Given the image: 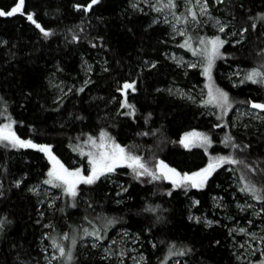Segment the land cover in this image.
I'll return each instance as SVG.
<instances>
[{"label":"trees","instance_id":"1","mask_svg":"<svg viewBox=\"0 0 264 264\" xmlns=\"http://www.w3.org/2000/svg\"><path fill=\"white\" fill-rule=\"evenodd\" d=\"M128 1L100 0L89 13H84L73 8L74 0H25L26 10L35 9L36 18L44 26L54 29L48 38H44L23 14L0 16V39L7 42L0 44V96L9 102V110L17 121L14 125L17 133L22 137L31 136L37 142L53 144L54 151L69 167L87 163L86 157L72 151L69 141L75 144L77 135L96 134L100 128H107L125 144L152 145V151H159L163 158L181 169L199 167L207 160L203 149L195 146L186 149L178 142H172L179 140L180 133L192 128L210 132L217 142L225 131H231L238 141L250 145V149L239 153L241 156L248 160L264 156V129L259 124L247 127L222 125L213 129L212 125L219 122L215 116L203 112L200 105L166 91L171 85L202 87L204 78L200 77L198 69H188L190 74H186L165 56L171 48H182L179 43L182 38L171 37L163 24L149 23L151 10H132ZM12 2L14 0H0V7L7 9ZM75 2L86 3L87 0ZM210 3L212 11L231 26L238 28L245 22L248 24L243 41L233 45L228 42L223 46L222 50L232 55L218 58L213 70L216 83L228 90L241 105L247 106L244 102L249 97L264 99V87L252 82L233 87L219 72L232 65L247 68L258 59L256 50L264 48V20H257V27L253 29L248 17L264 12V0H223L220 4L210 0ZM81 20L83 25L79 23ZM70 27L74 30L83 27V38L71 40L67 33ZM89 41H95V46ZM144 58L155 59L158 64L151 69L143 68L138 76ZM82 61H87V67L91 66V73L83 69ZM86 76L91 83L85 85L83 91L68 92L69 88L79 87ZM125 78L138 80V92H129V99L138 108L135 118L122 114L128 111L126 108L117 112L122 98L116 90L117 83ZM54 79L67 84L61 89L66 95L59 107L54 99L59 95L52 86ZM113 97L117 99L113 100ZM232 109L225 116L226 120L232 121ZM148 112L153 113L150 127L158 131L151 136H137V132L148 130L144 120ZM225 150L219 143L209 147L213 153ZM74 160L78 163L74 164ZM225 166L229 170H216L204 189H189L187 194L177 189L171 197L160 191L170 187V182L140 183L132 178L126 166H118L117 172L113 173L114 180L80 186L82 190L75 206L70 198L60 195L57 207L43 217L51 218L48 238L55 235L67 244L70 241L64 240L63 231L67 230L71 235L72 225L77 226L76 231L82 230L85 215L95 218L99 213H106L123 219L108 228L102 242L119 229L132 235L139 233L137 243L145 256L143 264H159L168 241L191 245L193 252L169 257L165 264H243L237 261V252L233 251V233L229 232L233 220L220 218L218 223L206 226L188 216L192 208L199 214L217 219L213 215L216 210L212 204L213 195H223L227 201L233 191L236 196H248L239 190V172L234 174L232 171L237 166ZM47 167L46 157L37 149H12L0 145V184L3 185L0 191L4 193L0 196V216L6 218L0 229V264H25L24 261L45 264L40 260L38 247L46 228L38 222L41 208L27 187L32 182L42 181ZM238 167L243 168V165ZM18 178L22 181L20 185L14 183ZM253 178L257 183L262 182L259 175ZM121 182L126 192L119 191ZM193 196L199 204H191L189 198ZM146 200L161 205L158 213L162 220L157 221L156 214L140 211ZM87 201L93 202L92 208L88 207ZM232 210L234 214L235 209L231 208V213ZM149 226L151 232H145ZM82 238L78 237L73 247L74 261L67 264H117L88 245L80 246ZM152 241L156 242V247Z\"/></svg>","mask_w":264,"mask_h":264},{"label":"snow or ice","instance_id":"2","mask_svg":"<svg viewBox=\"0 0 264 264\" xmlns=\"http://www.w3.org/2000/svg\"><path fill=\"white\" fill-rule=\"evenodd\" d=\"M216 4H220L223 0H214ZM100 0H87L86 3L75 2L73 8L82 10L84 13H89L94 5H98ZM130 7L139 10L141 12L151 10L157 13L151 20L152 24L164 23L170 25V32L173 38L179 36L182 39L179 40L180 46L191 52L192 58L186 59L185 57H177L176 54L169 56V59H173L175 63L185 67L186 70H199L200 77H203V85L199 93L192 90L180 89L179 86L174 88L170 87L169 92L174 95H179L182 99H186L194 104L203 106L205 111L210 115H213L219 121L212 125L213 129H219L222 125L225 127H236L235 118L233 121L225 119V116L229 113V110L233 108L237 103L231 96V93L225 88L216 83V79L213 75V70L216 66L218 58H224L231 56L232 53L223 51V46L228 43L226 39L221 35L225 33V30L230 27V22L223 20L220 16H214L212 13V4L210 0H183L182 6L179 0H129ZM146 6V7H145ZM242 7V5H241ZM14 14H23L25 18L39 30V33L48 38L53 34L54 29L44 26L39 19H37V13L35 9H27L25 0H14L11 6L7 9L0 7V16H13ZM251 21V27L255 29L257 27V20H264V12H257L254 17H248ZM80 25H83L81 20ZM206 25H211L215 29L213 34H208L204 31ZM248 31V24L245 22L243 26L238 28L232 27L229 36L235 34L239 36V40L232 39L230 43L237 44L246 38ZM67 33L70 34V38L73 41H78L83 38L84 28L70 27L67 29ZM102 40V38H97ZM95 46V41H89ZM7 42L0 39V44H6ZM107 47V45H104ZM258 59L256 62L247 67L242 68L240 65L235 66V71L229 73V79L233 87L245 84L246 82H252L253 84L264 87V48H258L256 50ZM167 55V53H165ZM83 64H87V61H82ZM106 63V62H105ZM158 64L155 59L149 60L144 58L141 64V68L138 70L139 76L143 68H154ZM92 68L88 66L86 72L91 73ZM186 74H190L187 73ZM91 80L85 78L79 87L69 88L68 92H81L84 90V86L90 84ZM117 92L122 94V98L119 100L120 107L117 108V112L121 109H128L126 113H122L126 116L135 118V113L138 111L137 104L129 99V92H138V80L136 78H125L117 83ZM66 93L55 96V102L57 107L64 103V96ZM116 100L117 97H113ZM246 105H250L246 112H241L240 116H251L255 119L264 120V99H254L249 97L244 102ZM257 110V111H253ZM71 115V114H70ZM153 113L148 112L144 116L145 126L148 130H141L136 133L137 136H151L158 131V129L151 128L149 121ZM15 120L12 112L9 110V102L0 96V145L5 148L19 149V148H32L37 149L43 153L46 157L49 166L45 169V175L42 177V181L30 186V191L37 192L41 186V183L51 185L57 189V196L63 195L70 198L75 206L76 198L81 192L82 185H95L102 178H108L111 174L117 172L118 166H126L130 172L129 174L133 179L140 183L168 181L170 187H163L161 192L166 193L169 197L173 195V191L182 189L187 194L189 189H204L209 182V178L213 176V173L217 169L222 170V166L230 164L237 166L232 168L233 173L239 172V179L237 181L239 190L246 193L253 201H259L264 204V156L254 157L251 160L246 159L239 153L250 149V145L238 141L234 137L231 131H225L222 135V139L218 142L214 141L212 134L208 131H201L196 128L184 131L179 134L178 141H172L173 143H179L186 149H192L194 146L203 149V152L207 156L206 162H202L201 166L193 167L192 169H181L175 166L173 163L167 161L162 157L159 151H152V145L141 146L135 142H129L127 144L122 143L115 135H113L107 128H100L96 134L92 132L82 133L75 137L77 141L75 144L69 141V147L73 152H78L81 157H86V164H78L74 167H69L56 151L54 146L48 142H37L31 136L22 137L17 133L14 125ZM20 123H23L22 121ZM32 128V126H29ZM247 127V125H245ZM34 130V129H33ZM215 143L224 145L226 150L213 153L209 151V147ZM243 165V168L238 167ZM27 175V173H24ZM259 175L262 178V182L257 183L253 178ZM21 179H15L16 185L21 184ZM3 185L0 184V188ZM120 192H126L127 189L123 186V182L119 187ZM3 191H0V196H3ZM235 195V194H234ZM87 200V197H85ZM47 203L51 206L54 204L53 199H49ZM122 203V201H117ZM200 201L193 196L191 204H199ZM214 203L220 204L221 207H225L220 198H214ZM88 207H93L92 201H87ZM237 207L241 211H246L248 208H254L252 204H237ZM161 208L160 204H152L149 200L145 201V206L140 211L150 212L155 215V219L160 221L163 217L158 213V209ZM63 211V209H61ZM43 215V213H41ZM252 215L259 216L264 219V207L259 208L258 211H253ZM118 219L123 217L109 216L106 213H99L95 218L85 215L82 218L83 227L82 230L76 231L77 226L72 225L71 235L67 230L61 233L64 240L70 242L65 244L57 236L51 235V248L54 251L48 253L45 249V264H56L57 261L60 264H67L69 261H74L73 247L77 243L78 237H92V246L99 247L98 241L105 240L107 230L109 227L117 223ZM189 219H193L190 214ZM195 219L199 221L200 216H196ZM206 224L218 223L204 218ZM231 219V218H230ZM6 218L0 216V229L4 227ZM247 224H253V220L249 219ZM91 225V227L89 226ZM151 226L145 228L144 231L150 233ZM239 231L240 233H246L249 237L244 245H247V249L243 254L237 255V260L243 262V264H264V229H256L255 231H249L247 226L236 228L235 224L233 229L229 232ZM45 236H49V233H44ZM125 237L132 240L133 243L140 239V234H135V239L129 235L127 231L123 232V236L120 238L123 240ZM235 239V237H233ZM113 247H115V241H109ZM216 243H219L218 241ZM153 247H156V242L152 241ZM243 245H236L233 251L236 252L239 247ZM175 249V251H173ZM104 251L109 255H116L119 258H123L127 255L123 249L119 252H112L109 248H105ZM193 252L191 245L181 244L177 241H168L167 249L164 253V258L159 261V264H165V261L169 257L185 256ZM259 253V259H256L253 254ZM139 260H135L134 264H143L145 259L144 253H139ZM179 264V262H177Z\"/></svg>","mask_w":264,"mask_h":264},{"label":"rangeland","instance_id":"3","mask_svg":"<svg viewBox=\"0 0 264 264\" xmlns=\"http://www.w3.org/2000/svg\"><path fill=\"white\" fill-rule=\"evenodd\" d=\"M212 1L214 2V0H212ZM137 2H140V0H137ZM153 2H155V0H153ZM179 3L182 6L183 0H179ZM128 5L130 7L129 1H128ZM132 10H135V9L132 8ZM136 11H139V10H136ZM212 13H213L214 16H217L213 11H212ZM155 15H157V13L151 11L149 23H151V20L153 19V17ZM160 24L165 25L167 27L169 35L171 37H173L171 32H170V25L164 24V23H160ZM232 27H234V26L230 25V27L225 30V33L221 34L226 39V41H229V43H230V41L232 39L239 40V36H237L235 34H233L231 36L228 35V33L231 32ZM204 31H206L208 34H213L215 29H213L211 25H206L205 28H204ZM177 37H179V36H177ZM177 37H175V38H177ZM180 38H182V37H180ZM230 44H232V43H230ZM166 53H167V55H165V56L168 59H169V56H171L173 54H176V56L178 58L181 57V56L185 57L186 59L192 58L191 52L188 51L187 49H184V48H175V49L171 48V49L167 50ZM169 60L172 61L173 64L176 65L177 67L181 68L184 72L187 71L185 69V67H182L181 65H178L177 63H175V61L173 59H169ZM224 64H226V62H224ZM235 66L236 65H232L230 67H226L225 69H221L219 72H220V75L222 76V79H224V80L228 81L229 83H231V80L229 79V73L235 71ZM86 67H87V64H84L83 65V69L86 70ZM52 86L55 87L57 93L60 94L61 89L63 87H66L67 84L65 82L59 81L57 79H54L52 81ZM175 86H177V85L169 86L166 89V91L168 93L174 95L173 93L169 92L168 89L170 87L174 88ZM179 88L180 89H184L186 91L187 90H192L193 88H195V91L197 93H199V91H200V89L202 87L200 85H194L193 87H190V88H184V87H181V86H179ZM175 96L180 97L179 95H175ZM234 105L235 106L233 107L231 114H232V121L235 118L236 126H245V125L249 126L251 124H259L261 126V128L264 129V120L255 119V118H253L251 116H247V115L240 116L241 112H246L249 108H251L250 105L245 106V105H241L240 103H236ZM201 107H202L203 112L208 113L207 111H205L203 106H201ZM253 111L255 112L257 110H253ZM260 111L264 112V110H260ZM73 163L77 164L78 162L76 160H74ZM77 165H75V166H77ZM48 166H49V164H48ZM222 168L224 169V171L229 170V168L227 166H225V165H223ZM101 180H103V181L111 180L112 181V180H114L113 174H111L110 177L102 178ZM38 182H41V181H35V182L30 183L28 185V187H27V190L36 197L37 202L39 204V207L41 208L40 209V213H39L38 222L43 223V225H42L43 229L46 228V229H44L45 231H43L42 234H41L40 244H39V247H38V250L40 252V260L43 263H45V256H46L45 249L48 250V253L54 251V249L51 248V239L48 238V236L44 235V233H46V232L49 233V231H47V228L49 227V225L51 223V218L48 217V219H45V218L43 219V217L45 216L46 212L54 210L55 207H57V203H58V201H59L61 196H57V189L53 188L51 185H47V184H43V183H41V186H40V188L38 189L37 192L30 191L29 190L30 186H33V185L37 184ZM234 193L235 192L233 191V193L230 196V200L229 201L225 200L223 195H213L212 196V198H211L212 199V204H213L214 208H216V210L213 213V215H216V217H218L217 219L214 218V216H207L206 214H202V213L199 214V213L193 211L192 208H190L189 215L191 214L193 216V220L194 221H197L195 219L196 216H200L201 219L198 222H202L206 226H209V225H212V224H215V223L206 224V221L204 219L205 217L207 219H210V220H213V221H218V220L220 221V218H222V219L224 218L225 220H229V221L233 220L236 228H239V227H242V226H247L249 231H255L258 228L259 229H264V222L262 221L261 217L252 215L253 211H258L259 208L264 207V204L254 202L249 196H245V195L236 196V195H234ZM214 198H220L222 200V203L225 205V207H221L220 204L214 203ZM49 199H53L54 200V204L51 205V206L47 203V201ZM191 199H192V197L189 198V200H191ZM238 203H240V204H252L255 207L254 208H248V209H246V211H241L237 207ZM231 208L235 209L234 214H233V210H232V213L230 212ZM41 213H43V215H41ZM249 219L253 220V224H251V225L247 224ZM233 226L231 227V229H233ZM124 231H127V230L119 229V230L113 231L110 235L107 236V240H106L105 243H103L102 241H98L99 247H93L92 246V240L94 239L92 237H83L82 240H80L79 245L80 246L88 245V246L91 247V249L96 250L99 255H101L103 257H106L108 259H112L117 264H122V263L134 264L135 260H139L140 259L139 253H141V251L139 250V245H138L137 241L135 243H133V241L128 239L127 237H125L123 240L120 239L123 236V232ZM232 233H233V236L231 238H232L233 246L243 245V246H241V247H239L237 249V251H236L237 255L238 254H243L246 251V249H247V245H244L243 242L248 240L249 237L247 236L246 233H240L239 231H233ZM129 235L133 238V240L135 239V237H134L135 235H132L130 233H129ZM233 237H235V239H233ZM109 241H115V247H113L111 244H109L108 243ZM106 247L109 248V250L112 251V252H119L121 249H123L124 252L127 253V255L124 256L123 258H119L116 255L109 256L104 251V249ZM253 255L255 256L256 259H259V253L258 252L253 254ZM239 262H241V261H239ZM24 263L25 264H35L34 261H32V262L24 261ZM143 263H144V261H143Z\"/></svg>","mask_w":264,"mask_h":264}]
</instances>
